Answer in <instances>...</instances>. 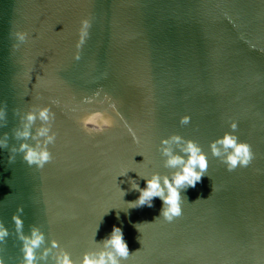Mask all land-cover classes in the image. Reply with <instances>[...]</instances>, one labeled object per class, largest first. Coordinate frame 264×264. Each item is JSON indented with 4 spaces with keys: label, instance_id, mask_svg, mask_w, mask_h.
<instances>
[{
    "label": "water",
    "instance_id": "water-1",
    "mask_svg": "<svg viewBox=\"0 0 264 264\" xmlns=\"http://www.w3.org/2000/svg\"><path fill=\"white\" fill-rule=\"evenodd\" d=\"M84 16L92 23L76 60ZM17 29L33 39L13 48ZM42 104L56 113L53 160L43 169L20 153L9 161L22 113ZM0 108L5 264L21 257L12 220L19 207L24 232L38 225L45 233L40 250L56 238L77 261L101 249L96 241L116 224L130 254L139 249L122 264H264V0H0ZM105 109L116 124L84 132L77 118ZM231 119L255 156L228 171L208 146ZM173 133L208 151L209 168L182 190V216L153 221L159 197L152 207L127 202L139 195L133 183L144 186L138 173L174 171L160 143ZM122 168L127 175L116 179ZM41 264H52L51 254Z\"/></svg>",
    "mask_w": 264,
    "mask_h": 264
},
{
    "label": "clouds",
    "instance_id": "clouds-1",
    "mask_svg": "<svg viewBox=\"0 0 264 264\" xmlns=\"http://www.w3.org/2000/svg\"><path fill=\"white\" fill-rule=\"evenodd\" d=\"M79 23V36L76 41L77 51L74 54L76 60L80 59V48L89 35L92 21L90 17L84 16L80 19ZM12 35L16 40V43L12 46L13 48H19L21 43L33 39L29 32L25 30L17 29ZM91 99L90 97L85 98L88 101ZM57 103L58 101L56 100L52 101V104ZM4 115V109L0 108V119H3ZM55 117L56 113L53 111L51 104L33 105L27 111H24L21 115L22 127L15 131L16 138L20 139L21 142L18 147L11 148L9 161H14L16 158L15 153H20L22 154L23 161L28 166L43 169L48 162L53 160V153L49 145H53L56 142L57 133L53 130ZM37 120L40 121V124L35 132H32V126ZM77 120L83 131L90 135L104 132L116 124L115 119L110 114H107L106 109L103 113L101 111L86 113L79 116ZM189 120L190 117L184 115L181 118V123L187 124ZM237 128V120L231 119L229 123L230 130H226L222 135L217 136L208 146L211 157H218L227 167L228 171H232L237 167H247L255 156L252 145L248 141L240 139L237 135ZM7 138V133L0 136V148L8 146ZM29 138L34 140L35 143H29ZM133 138L139 142L138 137L133 135ZM160 143L163 146L162 152L166 157L165 165L174 169V171L170 175L166 174L163 176L158 172H153L151 175L138 173L145 181L144 186L141 187L139 184L133 183L132 186L139 192V195L135 200L128 201L127 203L129 207L133 208L145 205L152 207L153 198L159 197L161 208L153 221L163 218L164 221L172 222L183 214V201L187 198L182 196V190H186L189 187L194 188L201 181V178L209 168L210 155L196 141L185 139L176 133L168 137H162ZM173 144L180 148V152L183 155L173 151L171 146ZM127 171V168H122L115 178L127 175ZM120 194L124 195L122 189L120 190ZM22 211V207H19L17 212L12 216L15 233L21 242L19 264H41V261L47 260L50 254L52 264H122V261H126L130 255L139 250L130 254L123 229L116 224L112 226L110 233L102 241H96L97 244L103 245L101 249L97 251H85L78 261L73 259L71 252L56 238H52L48 246L40 250L41 244L45 242V233L38 225H33L30 231L25 233L23 230L24 221L19 214ZM144 222L134 224L138 232H140L138 225ZM9 234V228L3 222H0V242L4 241ZM95 235L96 230L93 232V240L95 239ZM0 264H5L3 258H0Z\"/></svg>",
    "mask_w": 264,
    "mask_h": 264
},
{
    "label": "snow or ice",
    "instance_id": "snow-or-ice-1",
    "mask_svg": "<svg viewBox=\"0 0 264 264\" xmlns=\"http://www.w3.org/2000/svg\"><path fill=\"white\" fill-rule=\"evenodd\" d=\"M137 143H139V142H137Z\"/></svg>",
    "mask_w": 264,
    "mask_h": 264
}]
</instances>
